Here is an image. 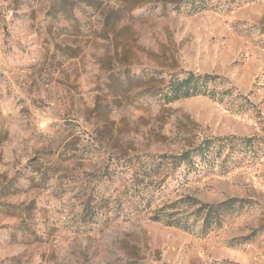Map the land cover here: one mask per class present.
<instances>
[{"label": "rangeland", "instance_id": "374dc122", "mask_svg": "<svg viewBox=\"0 0 264 264\" xmlns=\"http://www.w3.org/2000/svg\"><path fill=\"white\" fill-rule=\"evenodd\" d=\"M146 1L0 0V264H264V0L196 15ZM185 72L234 90L168 102ZM216 138L248 142L214 149L199 181L146 187L244 200L239 215L205 237L119 216L132 158Z\"/></svg>", "mask_w": 264, "mask_h": 264}, {"label": "trees", "instance_id": "16d2710c", "mask_svg": "<svg viewBox=\"0 0 264 264\" xmlns=\"http://www.w3.org/2000/svg\"><path fill=\"white\" fill-rule=\"evenodd\" d=\"M240 0H147L146 6L161 8L168 13H184L196 15L204 12L229 13L240 7ZM228 82L218 76L185 72L174 76L170 82L168 102L207 96L217 99L232 94L234 88L221 90ZM248 142L239 138H216L205 141L193 150L178 155L149 154L132 158L126 169L129 179H120L121 184L115 190L113 202L117 205L119 216H127L133 212L145 213L148 220L161 223L166 227L179 229L188 234L205 237L211 232L221 229L227 217L239 215L245 207L244 200L230 199L221 203H206L195 196L186 195L175 200L157 201L155 190L147 183L154 184L162 178L160 188L170 185V180L182 169V180L190 175L196 181L210 176L219 155L214 149H224L233 145L234 141ZM180 179V176L179 178ZM161 198V195H159ZM94 201V200H93ZM88 201L91 211L98 210L104 201ZM112 201V200H111ZM103 202V203H102ZM108 206V203H107ZM264 233V228L259 230Z\"/></svg>", "mask_w": 264, "mask_h": 264}]
</instances>
